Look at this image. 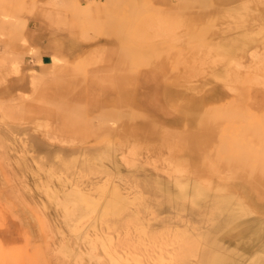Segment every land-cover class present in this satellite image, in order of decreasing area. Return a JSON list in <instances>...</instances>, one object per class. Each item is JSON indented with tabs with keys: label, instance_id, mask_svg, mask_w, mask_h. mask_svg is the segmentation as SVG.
Listing matches in <instances>:
<instances>
[{
	"label": "rangeland",
	"instance_id": "1",
	"mask_svg": "<svg viewBox=\"0 0 264 264\" xmlns=\"http://www.w3.org/2000/svg\"><path fill=\"white\" fill-rule=\"evenodd\" d=\"M245 2L0 0V264H264Z\"/></svg>",
	"mask_w": 264,
	"mask_h": 264
},
{
	"label": "bare ground",
	"instance_id": "2",
	"mask_svg": "<svg viewBox=\"0 0 264 264\" xmlns=\"http://www.w3.org/2000/svg\"><path fill=\"white\" fill-rule=\"evenodd\" d=\"M213 2H215V3H221V4H223L224 5V7H227L228 5H226L225 3L226 2H228V1H233V0H212ZM247 2H245V3H243L244 5H241V4H237V5H235V6H233V10H237V9H240V8H242V9H245V11L243 12L245 15L247 14L248 15V13H249V5H250V3H249V0H246ZM250 1H254V0H250ZM241 3H242V1H241ZM248 19V18H247ZM256 19V18H255ZM254 21V20H253ZM252 21V22H253ZM61 22V21H60ZM144 22V21H143ZM237 25H239V26H242L243 24H237ZM237 28H239V27H237ZM236 28V29H237ZM244 28H246L245 26H244ZM227 29H229V28H227ZM235 29V30H236ZM242 29H243V26H242ZM244 30V29H243ZM242 30V31H243ZM255 30V29H254ZM257 28H256V30L254 31L255 32V34L257 33ZM260 30H261V26H260ZM260 30H258V32L260 31ZM242 31H240V34H237L236 36H234V37H229V39H227L226 41H225V43H224V46L227 48V52L228 53H234V52H236L238 49H240L241 50V48L244 46H246L245 44H252V42L255 40V34H253V36H251L250 35V33H249V35H247V34H245L244 33V31H246V30H244L243 31V33H242ZM250 32V31H249ZM253 32V31H252ZM253 32V33H254ZM198 33V32H197ZM192 34H194V33H192ZM195 36V35H194ZM250 41H252V42H250ZM248 42V43H247ZM254 43V42H253ZM250 44V45H251ZM179 45V44H178ZM249 46V45H248ZM237 49V50H236ZM74 55V54H73ZM259 58V57H258ZM261 58V57H260ZM259 58V59H260ZM191 59V58H190ZM193 66V65H192ZM92 125V124H91ZM90 126V125H89ZM96 130H98V129H95V128H93L92 126L91 127H89V131H87V132H91V134L93 135L94 133H96L95 131ZM104 131V130H103ZM93 147H74V148H72V149H66V151H68V152H83L84 150L87 152V150H91ZM167 148V147H166ZM60 150V149H59ZM84 151V152H85ZM168 151V150H167ZM170 151H171V149H170ZM182 168V167H181ZM115 187V186H114ZM79 188V187H78ZM116 188V187H115ZM73 191H74V189H72ZM78 190V189H77ZM75 191V192H77L78 193V191ZM81 190V189H80ZM116 191V190H115ZM83 192V191H82ZM74 193V192H73ZM76 193V194H77ZM79 194H81V193H79ZM79 194H77V195H79ZM85 194V193H84ZM119 194V193H118ZM116 195V194H115ZM76 196V195H75ZM82 196H83V194H82ZM88 196H89V194H88ZM79 197H80V195H79ZM87 196L85 195V199H87L86 198ZM81 198V197H80ZM83 198V197H82ZM81 198V199H82ZM90 198V197H89ZM88 198V199H89ZM83 200V199H82ZM81 200V201H82ZM92 203V202H91ZM112 207V206H111ZM70 213V212H69ZM82 213V212H81ZM102 214V213H101ZM70 217V216H69ZM112 254V253H111ZM114 254V253H113ZM163 259V258H162Z\"/></svg>",
	"mask_w": 264,
	"mask_h": 264
}]
</instances>
